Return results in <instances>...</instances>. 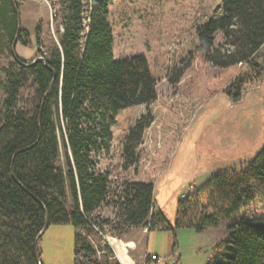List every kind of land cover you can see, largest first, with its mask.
Here are the masks:
<instances>
[{"label":"trees","instance_id":"16d2710c","mask_svg":"<svg viewBox=\"0 0 264 264\" xmlns=\"http://www.w3.org/2000/svg\"><path fill=\"white\" fill-rule=\"evenodd\" d=\"M111 4L56 0L51 8L59 25L57 37L48 34L40 55L23 61L12 56L11 44L16 36L17 44L29 46L30 34L23 28L17 34L10 0H0V55L12 58L2 68L0 264H37L34 244L45 211L49 225L74 228L73 264H118L110 261L113 254L106 244L100 249L101 260L97 258L86 236L95 228L116 236L144 225L149 230L192 228L199 233L224 222L225 235L205 264H264V218L237 215L255 199L253 184L264 187V146L241 170L218 172L180 198L173 225L162 211L153 213L155 179L168 165L196 106L217 91L238 64L259 70L254 59L264 44V0H201L198 8L191 0H159L156 65L143 55L114 59ZM185 17L191 30H180ZM218 33L221 46H215ZM41 34L36 27L35 42L41 41ZM38 57L42 59L33 62ZM206 64L222 69L221 78H207ZM190 69L194 73L187 75ZM162 72L171 86L190 77L192 92L163 97L156 86ZM239 77L224 89L233 100L241 96ZM29 88L31 105L21 108L20 96ZM113 142L118 166L101 168L98 161ZM60 147L64 166L59 164ZM115 169L120 178L113 184ZM103 207L111 208L112 216H101Z\"/></svg>","mask_w":264,"mask_h":264},{"label":"rangeland","instance_id":"374dc122","mask_svg":"<svg viewBox=\"0 0 264 264\" xmlns=\"http://www.w3.org/2000/svg\"><path fill=\"white\" fill-rule=\"evenodd\" d=\"M56 0H21L19 2V15L21 28L25 29L31 37L29 46L17 44L15 53L17 56L25 55L27 60H32L36 55H40V48L44 50V39L48 34L52 38L57 37L58 22L54 20L55 11L51 5ZM214 1V0H208ZM199 6L201 0H191ZM160 5L159 0H112L110 6L109 23L112 31V50L115 60L131 58L136 55H143L151 65L158 63L160 51ZM40 27L41 41L35 42L34 31ZM189 30L190 21L185 17L181 21V28ZM183 34L181 40H185ZM223 45L221 33L216 35L215 46ZM12 58L7 55H0V112L5 99L2 84L5 81L2 68L6 67ZM254 63L259 65L246 66L238 64L222 83V86L211 93L202 104L196 106L184 128L178 137L170 161L166 168L156 177L153 198L159 204L163 202L165 214H174L175 204L180 200V193L186 188H197L202 186L212 175L223 171L241 170L264 146V44L260 48L254 59ZM188 74H193L190 69ZM258 70V73H257ZM223 70L213 67L210 64L204 66V73L207 78L220 79ZM228 73V72H227ZM240 75L241 96L238 100H233L226 94L224 89L228 83ZM157 89L166 95L185 97L193 90V81L190 77H185L181 85L171 86L164 74L159 76ZM33 89L29 88L22 92L19 105L21 108L31 105ZM165 97V98H166ZM101 168H117L119 156L117 146L112 143V147L107 155L100 157ZM59 164L64 166V150L60 147ZM171 167L168 169V166ZM168 170V171H167ZM112 182L118 183L120 171L115 169L112 173ZM255 199L244 205L238 212V217L250 219L264 218V187L254 183ZM103 217L112 216V209L103 207L99 211ZM226 223H220L213 228L212 235L216 240H220L225 235ZM183 230L178 229L176 243L182 245L189 242L188 236L182 239ZM149 231V230H148ZM147 231V232H148ZM85 234V232H82ZM156 234L157 232H153ZM112 235L115 242L122 247L125 236H116L108 232L100 233L97 230L89 232L87 240L97 250V258L101 260L103 251L100 250L105 242L101 235ZM158 234H163L158 231ZM73 236L74 228L69 224H50L38 241L39 255L43 264H73ZM152 237V236H151ZM112 238V239H113ZM153 238V237H152ZM151 238V243H153ZM155 253L160 259L168 260L165 264H170L172 251L174 249L180 253V248L176 247L167 254V249ZM183 242V243H182ZM111 249V247L106 243ZM123 248V247H122ZM109 257L112 263L118 262L114 251ZM205 252L201 251V255ZM167 258V259H166ZM187 258V259H186ZM187 262L199 261V258L191 257L190 252L185 254Z\"/></svg>","mask_w":264,"mask_h":264},{"label":"crops","instance_id":"0c3cea01","mask_svg":"<svg viewBox=\"0 0 264 264\" xmlns=\"http://www.w3.org/2000/svg\"><path fill=\"white\" fill-rule=\"evenodd\" d=\"M18 57L23 61H28L27 60L28 58H26L25 55ZM170 167L171 165L168 166V169ZM154 189H153V194H154ZM163 204L164 203L161 201L158 204L153 198V213L155 214L158 211H162L164 213ZM175 211H176V204H175ZM175 211L174 214L171 215L170 214L167 215L164 213L170 225L174 224ZM142 228L143 226H140L138 228L130 230L129 232L123 235L127 238L126 240H124L125 244L122 245L123 248L120 247L121 245H119V243L115 242L112 235L110 236H105L103 234L101 235L105 244L107 243L114 251L115 258H117L119 264H152V261H150L146 257L149 254H155L153 252L157 249H158L157 252L159 253V250H161V246H162V241H161L162 239L164 241V245H163L164 254H166L165 253L166 249L168 254L174 248L176 247L180 248L177 264H205L208 258L210 257L212 248L218 241L216 240V236L214 234L212 235L213 228H207L199 233L195 232L192 228H181V229H187V230H183L185 232H181L183 233L181 234L183 240L185 236H188L189 238V242L185 243V245H182L179 242L176 243V235L178 234L177 233L178 229L172 232L169 229L153 228L149 230L147 233H145L142 231ZM154 231L157 233L154 234L153 233ZM158 231H162L163 234H158ZM151 238L153 243H151ZM201 251H204L205 253L201 255ZM189 252L191 254V257L199 258V261L198 262L195 261V263L187 262L186 261L187 258L184 259V257L185 254ZM167 261L168 260H164L165 263Z\"/></svg>","mask_w":264,"mask_h":264},{"label":"water","instance_id":"95a60500","mask_svg":"<svg viewBox=\"0 0 264 264\" xmlns=\"http://www.w3.org/2000/svg\"><path fill=\"white\" fill-rule=\"evenodd\" d=\"M10 3H11V6H12V9H13V11H14V13H15V15H16V20H17V34H18V32H19V30L21 29V22H20V15H19V10H18V8H17V6H16V4H15V2L13 1V0H10ZM16 45H17V37L15 36V38H14V40H13V42H12V44H11V54H12V56H14L15 58H16V53H15V48H16ZM42 58L41 57H38V58H36L35 60H33V62H35V61H37V60H41ZM32 62V63H33ZM23 64V63H22ZM23 65H27L26 63H24ZM52 85H53V81L50 83V85H49V87H48V89H47V91H46V93L44 94V96H43V98H45L48 94H49V92H50V90H51V88H52ZM42 107V106H41ZM40 113H41V110H40ZM40 113H39V115H38V123H39V121H40ZM40 138V136H38V138H37V140ZM36 143V142H35ZM34 144H32V145H30V146H27L26 148H24V149H28V148H30V147H32ZM24 149H22V150H20V151H23ZM36 199V198H35ZM37 200V199H36ZM38 201V200H37ZM45 211V210H44ZM48 226H49V221H48V217H47V213H46V211H45V223H44V226H43V228H42V230L38 233V235L36 236V238H35V244H34V249H35V251H34V254H35V258H36V261H37V264H40V259H39V255H38V251H37V248H38V241H39V238L41 237V235L45 232V230L48 228Z\"/></svg>","mask_w":264,"mask_h":264},{"label":"built area","instance_id":"2783aa9c","mask_svg":"<svg viewBox=\"0 0 264 264\" xmlns=\"http://www.w3.org/2000/svg\"><path fill=\"white\" fill-rule=\"evenodd\" d=\"M15 1L17 2V1H21V0H15ZM17 3H19V2H17ZM40 50L43 51L42 48H40ZM191 191H192L191 187L186 188L185 190H183L180 193V198H185L187 195L190 194ZM95 230H97V229L95 228ZM148 230H149V225L143 226V228H142L143 232L147 233ZM171 256H172V260L170 261V264H177V260L179 258V252H177L174 249ZM148 259L150 261H152V264H164V260L160 259L156 254H149Z\"/></svg>","mask_w":264,"mask_h":264},{"label":"bare ground","instance_id":"6f19581e","mask_svg":"<svg viewBox=\"0 0 264 264\" xmlns=\"http://www.w3.org/2000/svg\"><path fill=\"white\" fill-rule=\"evenodd\" d=\"M14 1V0H13ZM16 4V3H15ZM148 257V256H147Z\"/></svg>","mask_w":264,"mask_h":264}]
</instances>
